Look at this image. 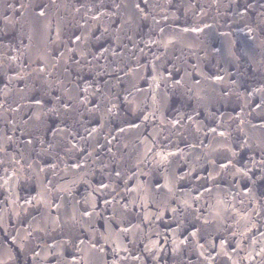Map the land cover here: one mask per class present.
Listing matches in <instances>:
<instances>
[{
	"label": "water",
	"instance_id": "95a60500",
	"mask_svg": "<svg viewBox=\"0 0 264 264\" xmlns=\"http://www.w3.org/2000/svg\"><path fill=\"white\" fill-rule=\"evenodd\" d=\"M0 264H264V0H0Z\"/></svg>",
	"mask_w": 264,
	"mask_h": 264
}]
</instances>
